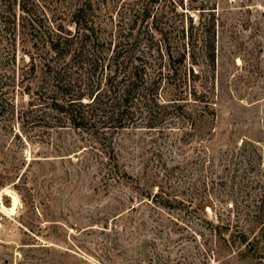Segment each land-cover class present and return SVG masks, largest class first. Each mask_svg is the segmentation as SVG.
Returning a JSON list of instances; mask_svg holds the SVG:
<instances>
[{"label":"rangeland","instance_id":"374dc122","mask_svg":"<svg viewBox=\"0 0 264 264\" xmlns=\"http://www.w3.org/2000/svg\"><path fill=\"white\" fill-rule=\"evenodd\" d=\"M59 1L37 2V15L68 22L71 9ZM140 1L95 0L89 19L109 29L138 23L134 36L144 41L161 38L148 33L158 16L168 31L192 23L200 34L216 19L214 124L169 118L163 129L81 130L61 116L32 126L5 115L0 264H264V0H151L146 23L134 14ZM19 2L12 0L18 20ZM22 45L19 38L20 79ZM36 73L22 84L35 83ZM15 95L28 110L33 98ZM185 104L202 118V103ZM99 106L109 110V99Z\"/></svg>","mask_w":264,"mask_h":264},{"label":"trees","instance_id":"16d2710c","mask_svg":"<svg viewBox=\"0 0 264 264\" xmlns=\"http://www.w3.org/2000/svg\"><path fill=\"white\" fill-rule=\"evenodd\" d=\"M40 1L20 0L22 16L18 20L12 0H0V123L6 115L27 118L32 126H53L61 116L81 130L98 124L99 128H122L138 123L163 129L165 123H171L166 121L169 118L190 125L203 120L209 128L211 120L214 124L216 96L211 90L216 87V19L207 24L208 28L204 26L201 34L192 23L188 28L176 27L173 31L178 37H174L158 16L148 33L155 29L162 33L161 38L151 33L144 41L134 36L138 23L109 29L90 20L96 10L95 0H60L61 6L71 9L68 22L54 16L50 21L45 15L39 17L35 7ZM135 6L134 14L141 15V22L146 23L153 15L152 1L143 0ZM19 38L22 52L28 56V61L23 60L21 79V67L17 65ZM34 72L37 81L32 84L31 79L33 86H24V75ZM98 72L101 76L95 80ZM83 87L87 89L81 93ZM89 89L90 93L85 92ZM17 90L33 98L28 110L18 108ZM85 97L92 101L84 102ZM104 98L110 101L109 110L99 106ZM192 98L202 103V118L198 120L185 109ZM34 100L41 101L38 109ZM43 105L52 111H42ZM208 110L212 118L204 119Z\"/></svg>","mask_w":264,"mask_h":264},{"label":"bare ground","instance_id":"6f19581e","mask_svg":"<svg viewBox=\"0 0 264 264\" xmlns=\"http://www.w3.org/2000/svg\"><path fill=\"white\" fill-rule=\"evenodd\" d=\"M16 202V201H15Z\"/></svg>","mask_w":264,"mask_h":264}]
</instances>
